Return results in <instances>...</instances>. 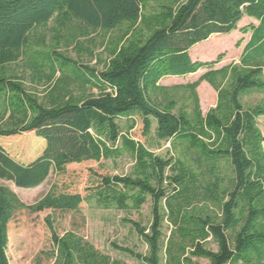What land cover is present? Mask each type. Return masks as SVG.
I'll list each match as a JSON object with an SVG mask.
<instances>
[{"label":"trees","instance_id":"trees-1","mask_svg":"<svg viewBox=\"0 0 264 264\" xmlns=\"http://www.w3.org/2000/svg\"><path fill=\"white\" fill-rule=\"evenodd\" d=\"M171 1L164 0L159 12L148 15L149 0H0V72L18 62L33 31L53 19L62 27L77 22L96 31L128 27L102 70L79 69L74 75L84 86L97 90V96L46 107L22 83L0 73V98L8 96L6 113L14 121L11 128H0V137L34 133L46 143L42 156L29 164L20 163L0 145V180L33 189L51 173H65L72 164L116 159L128 152L135 160L133 174L102 177L87 198L50 193L31 209L78 212L87 199L101 209L140 210L151 197L149 226L125 220L147 245L148 254L113 244L118 251L143 264H162L167 220L173 229L166 242V264H203L201 260L206 264H264V135L258 125L264 104L245 109L241 98L245 93L264 92V67H251L246 57L264 42H256L264 27V0ZM245 17L259 21L260 26L241 30L254 31L241 60L243 69L214 70L225 54L213 62L193 61V47L213 35L237 31ZM128 36L133 39L124 41ZM200 70L208 72L188 86L194 95L192 117L174 113L172 103L162 108L150 96V90L162 91L159 83L165 77H185ZM228 74L230 87L219 88L216 79ZM203 82L218 93L217 106L206 116L196 95ZM134 116L142 118L145 135L155 120L160 140L186 142L197 157L195 166L164 160L124 136L122 123ZM167 170H172L169 177ZM202 189L206 201L217 208L216 214L193 207ZM24 206L12 192L0 188V264H10L8 227L14 213ZM47 223L54 264H117L85 238L72 232L61 237L50 218ZM210 241L217 251L208 248Z\"/></svg>","mask_w":264,"mask_h":264},{"label":"rangeland","instance_id":"rangeland-1","mask_svg":"<svg viewBox=\"0 0 264 264\" xmlns=\"http://www.w3.org/2000/svg\"><path fill=\"white\" fill-rule=\"evenodd\" d=\"M163 1L149 0L146 14L153 15L159 12ZM138 28L141 29L142 27ZM127 30L128 27L124 26L111 32L96 31L77 22L68 23L62 27L57 19H53L47 25L38 27L33 31L29 47L23 57L18 62L2 69L0 73L7 79L22 83L26 91L46 107H52L54 104H61L68 100L79 101L90 96H97V90L84 86L75 79L74 75L79 74V69L82 71L86 68L102 70L104 63L111 59L112 52L123 39ZM126 38L130 39L132 36ZM215 38L212 43L213 41L216 42L214 46L223 49L221 54H225L223 61L217 68L237 66L239 70L243 69L238 61L240 52L236 48V44L233 45L235 37L222 38L216 36ZM262 40H264V27L256 36V42ZM204 43L196 45L193 49L197 47V52H206L210 46L203 45ZM247 56V62L258 63L264 67V42L259 50L250 51ZM194 57L198 58L200 55L197 53ZM208 57L209 61L206 62H213L217 59V57L214 58L212 52L209 53ZM205 72V70H200L193 77H165L163 80L167 82L163 85L166 86V91L154 94L150 90V96L162 108H166L172 103L174 104V113L181 114L184 112L192 117L195 111L194 95L187 86L196 83ZM216 80L218 87L224 89L229 88L232 83V77L229 74L228 76H220ZM245 94L241 95L245 109L264 104V92L253 91ZM196 95L199 98L203 116H206L212 108L217 106V91L209 82L201 83L196 89ZM8 106V96L4 94L0 98V128H11L14 122L6 113ZM122 124L124 136L144 145L155 156L164 160L185 161L195 166L197 157L192 150H188L186 142L181 140L168 142L157 137L155 120L149 135H145L144 124L140 116L126 119ZM258 125L264 135V117L259 119ZM205 142L208 143V141ZM0 145L14 159L24 164L32 163L41 157L46 148L45 141L38 138L34 133L9 138L0 137ZM134 170L135 160L131 154L124 152L122 156L116 159L72 164L68 166L65 173H51L42 185L33 189L18 188L12 182L0 180V188L12 192L18 201L25 205L14 213L9 223L7 250L9 263L54 264L55 260L51 257L54 250L52 231L47 223V219L50 218L55 231L61 237L72 232L85 238L96 249L110 256L112 261L117 262V264H143L134 257L118 251L113 244L122 248H129L139 254H148L147 245L137 235L133 226L125 220H132L143 226H149L152 222L154 205L151 197H148L147 203L140 210L101 209L95 205L94 201L89 202L87 199L78 212L64 213L50 209L37 212L31 209L50 193L81 195L83 198H87L100 186L102 177L131 175ZM171 175L172 170H167L166 176ZM165 186L168 187L167 184ZM171 191L172 189L169 190V193ZM206 197L205 189L200 190L193 202V207L197 210H207L213 215L216 214L217 208L211 202H207ZM161 206L166 211L164 202ZM163 229L165 240L161 257L162 264H166L165 247L173 228L170 222L166 220ZM208 248L214 251L218 250L217 245L212 241L208 243ZM201 262L207 263L204 260Z\"/></svg>","mask_w":264,"mask_h":264},{"label":"crops","instance_id":"crops-1","mask_svg":"<svg viewBox=\"0 0 264 264\" xmlns=\"http://www.w3.org/2000/svg\"><path fill=\"white\" fill-rule=\"evenodd\" d=\"M250 25H253L254 27H255V29H257L259 26H260V22L259 21H257V20H255V19H252V18H249V17H245L243 20H242V22L239 24V26H238V30L237 31H234V32H232L231 34H229L230 36H226V35H213L208 41H205L206 43H204L203 45H207V46H210L207 50H206V52H203V53H199V52H197L196 50L198 49L197 47L195 48V49H191L190 50V55H191V58L193 59V61H201V62H206V61H209L208 60V55H209V53H213V56H214V58H216V57H218L219 55H221V53H223V49H220V47H215L214 45H216V42H214L213 41V43H212V40H215L216 38V36H220V37H222V38H231V37H235L234 38V41H233V45L234 44H236L235 46H236V48L239 50V52H240V56H239V59H238V61H239V64H241V66L243 67V64L241 63V60L244 58V53H246L247 51H248V48L250 47V43H252V39H253V35H254V31H252V30H250L249 32H247V33H243V32H241V30L243 29V28H245V27H247V26H250ZM124 26H126V25H124ZM123 26V27H124ZM93 30V29H92ZM134 36V35H133ZM133 36H132V38H130V39H127L126 38V40H124V41H129V40H132L133 39ZM224 36V37H223ZM129 37V36H128ZM238 43H239V46H238ZM249 45V47H247ZM246 47H247V49H246ZM246 49V50H245ZM199 54L200 55V57H198V58H195L194 57V55H196V54ZM110 60V59H109ZM219 65V64H218ZM218 65H216L215 66V68H214V70H221V69H223V68H225V67H232V66H223V67H221V68H217L218 67ZM253 66H261V65H259L258 63L257 64H254V63H251V67H253ZM206 72L203 74V75H205L207 72H208V70H205ZM195 75H197V74H193V75H189V77H193V76H195ZM202 75V76H203ZM201 76V77H202ZM200 77V78H201ZM165 82H167V81H165V80H161L160 81V83H159V85L161 86V88H162V91H166V86H164L163 84L165 83ZM188 87V86H187ZM217 101H218V93H217ZM216 107V106H215ZM214 107V108H215Z\"/></svg>","mask_w":264,"mask_h":264}]
</instances>
